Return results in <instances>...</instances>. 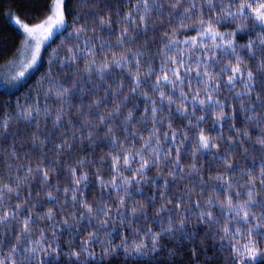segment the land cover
<instances>
[{
	"label": "clouds",
	"instance_id": "clouds-1",
	"mask_svg": "<svg viewBox=\"0 0 264 264\" xmlns=\"http://www.w3.org/2000/svg\"><path fill=\"white\" fill-rule=\"evenodd\" d=\"M0 264H264V0H10Z\"/></svg>",
	"mask_w": 264,
	"mask_h": 264
},
{
	"label": "snow or ice",
	"instance_id": "snow-or-ice-1",
	"mask_svg": "<svg viewBox=\"0 0 264 264\" xmlns=\"http://www.w3.org/2000/svg\"><path fill=\"white\" fill-rule=\"evenodd\" d=\"M63 15H64V6L60 3V0H57V4L53 9L52 15L48 17L47 25L45 23H40L31 27L25 26L26 30L28 31L29 35H31L34 39L39 41V39L42 36H44L48 31V27L60 22L63 19ZM0 95H2V93H0Z\"/></svg>",
	"mask_w": 264,
	"mask_h": 264
},
{
	"label": "trees",
	"instance_id": "trees-1",
	"mask_svg": "<svg viewBox=\"0 0 264 264\" xmlns=\"http://www.w3.org/2000/svg\"><path fill=\"white\" fill-rule=\"evenodd\" d=\"M68 4H71V0H68ZM14 6L15 5L11 3L10 0H0V13L6 11L7 8ZM0 27L4 28L5 30H8L6 25H0Z\"/></svg>",
	"mask_w": 264,
	"mask_h": 264
}]
</instances>
